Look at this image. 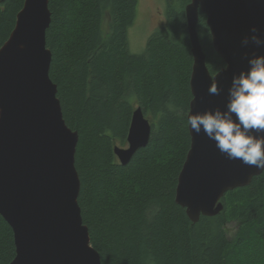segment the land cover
Returning a JSON list of instances; mask_svg holds the SVG:
<instances>
[{
    "label": "trees",
    "instance_id": "obj_1",
    "mask_svg": "<svg viewBox=\"0 0 264 264\" xmlns=\"http://www.w3.org/2000/svg\"><path fill=\"white\" fill-rule=\"evenodd\" d=\"M165 1V24L138 55L129 30L139 0H50V77L66 124L79 134L78 201L91 245L102 264H264V173L227 193L219 215L197 223L175 201L191 147L192 0ZM24 3L0 1V49ZM206 20L200 12L198 34L214 76L226 64ZM137 108L150 119L151 139L124 166L114 149L127 144ZM16 256L13 229L0 215V264Z\"/></svg>",
    "mask_w": 264,
    "mask_h": 264
},
{
    "label": "water",
    "instance_id": "obj_2",
    "mask_svg": "<svg viewBox=\"0 0 264 264\" xmlns=\"http://www.w3.org/2000/svg\"><path fill=\"white\" fill-rule=\"evenodd\" d=\"M49 4L25 0L15 29L0 49V215L14 232L17 256L11 264H102L78 201L79 134L66 124L58 87L50 77ZM200 12L207 17L214 50L228 66L214 76L198 34ZM186 13L194 57L188 116L224 110L233 75L248 68L245 53L264 55V46H241L252 27L264 38V0H192ZM214 80L220 95L208 92ZM189 131L191 147L175 201L197 223L202 216L219 215L227 193L249 186L264 169L226 159L203 132ZM151 132L150 121L137 108L129 147L114 149L122 165L149 145Z\"/></svg>",
    "mask_w": 264,
    "mask_h": 264
},
{
    "label": "clouds",
    "instance_id": "obj_3",
    "mask_svg": "<svg viewBox=\"0 0 264 264\" xmlns=\"http://www.w3.org/2000/svg\"><path fill=\"white\" fill-rule=\"evenodd\" d=\"M250 32L252 35L245 36L241 46H264L259 29L252 27ZM245 58L248 68L233 75L224 110L191 114L187 126L196 134L203 132L226 159L264 169V55L253 53L248 57L245 53ZM227 68L225 65L221 71ZM221 91L217 80L208 89L210 95H220Z\"/></svg>",
    "mask_w": 264,
    "mask_h": 264
},
{
    "label": "rangeland",
    "instance_id": "obj_4",
    "mask_svg": "<svg viewBox=\"0 0 264 264\" xmlns=\"http://www.w3.org/2000/svg\"><path fill=\"white\" fill-rule=\"evenodd\" d=\"M165 8V0H139L137 19L134 27L129 30V47L133 54H143L150 37L164 26ZM118 146L128 148L129 143ZM236 230L235 224L228 226L230 235H234Z\"/></svg>",
    "mask_w": 264,
    "mask_h": 264
}]
</instances>
